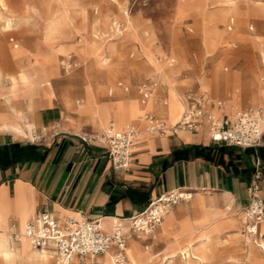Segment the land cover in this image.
<instances>
[{"label": "crops", "instance_id": "obj_1", "mask_svg": "<svg viewBox=\"0 0 264 264\" xmlns=\"http://www.w3.org/2000/svg\"><path fill=\"white\" fill-rule=\"evenodd\" d=\"M38 2L40 0H35L34 4L27 5V8L32 10ZM37 7L39 11L32 10L31 14L43 18L44 8ZM234 24V18L229 17L226 30L231 32ZM248 30L252 31L253 26L250 25ZM9 42L13 43V49L9 52L10 58L20 59L28 56L29 49H33L32 56L39 62H46L47 58L53 55V46L44 41L43 37L23 47L15 44L13 38H10ZM170 45V52L176 53L173 42ZM253 45L259 51L262 50L260 53L264 65V41H253ZM247 49L245 46L244 50ZM110 51L111 47L106 45L102 55L89 53L82 58L74 52L71 54L81 62L87 59L102 62L113 55L109 54ZM69 55L64 57L70 58ZM60 56L63 55L55 53L57 62ZM115 64L119 70L116 78L131 83L137 84L144 73L136 77L131 76L133 72L128 69L137 63ZM146 70L148 71V67ZM251 71L254 70L245 65L242 71L233 76L232 88L235 89L237 100L238 88L242 89L244 85L242 77L249 76ZM79 73H84V69ZM177 73L174 75V84L164 79L161 81L156 75L160 85L167 89L170 102L168 106L163 104L164 107L155 103L151 105V109L149 102L146 105L141 103L137 90V94L131 92L122 81L116 84L122 93L118 99L98 102L97 92L103 84L111 82L113 78L111 81L98 80V86L93 81L94 100L98 106L97 116L89 112H79L77 108H73L71 102L70 108H67L59 91L57 92L61 105H55L57 95L53 98L44 92H33L24 84L19 74L17 77L11 75L8 85L0 84V220L7 229L12 224L21 228L22 217L26 218V223L37 211H45L58 219L73 216L98 221L101 226L104 221L102 228L110 232L113 223L118 220L128 228L129 218L143 212L160 196L184 192L191 195L190 200L179 202L154 231L155 235L145 236L144 239L138 236L130 240L127 246L134 240V251L138 250L145 258L149 252L154 253L153 259L169 250L172 254L165 257V261L174 254H179L181 263L183 255L187 256V264L189 260L197 261L193 256L195 255L209 260L208 264H215L219 241L228 245L226 254L241 260L243 264L264 261V254L257 248L249 247L242 253L239 232L243 236L245 234L236 214L237 210L247 204V186L256 160L261 163L264 173V135L263 144L257 149H242L213 143L206 135L200 133L151 136L142 132L136 141L131 168L126 172H115L111 168L104 148L86 146L79 139V132L91 133L103 128L100 115H111L108 123L113 124L116 103L123 105L124 117L137 119L147 110L166 124H174L185 107V103L178 99V92L183 90V82L177 78ZM95 74L96 71H91L90 77L94 78ZM80 92L84 99V90ZM112 94V91L108 92L109 97H112ZM160 95L162 93L158 92V96ZM29 96L32 99L30 110L26 102ZM262 96L254 92L245 104L262 105ZM174 99H177L182 108L181 112L173 104ZM255 107L264 106L247 108ZM214 111L220 114L216 109ZM18 112L20 116L17 115ZM66 115L72 122L63 121ZM83 120L91 124L85 125ZM137 120L122 126L137 125ZM27 122L32 125L31 133L27 129ZM17 126L24 134L14 129ZM52 130L55 132L51 138L42 142L46 140V131ZM31 145L37 147V153L27 148ZM261 196L264 199V186ZM245 243L247 244L246 240ZM11 246L17 250L19 241L12 242ZM179 247L184 248L178 251ZM44 250L51 252L52 258L45 263L36 260V264H48L51 259L54 261L53 248ZM105 256L106 254L98 257L99 264H102L101 260ZM173 261L178 263L177 259Z\"/></svg>", "mask_w": 264, "mask_h": 264}, {"label": "rangeland", "instance_id": "obj_2", "mask_svg": "<svg viewBox=\"0 0 264 264\" xmlns=\"http://www.w3.org/2000/svg\"><path fill=\"white\" fill-rule=\"evenodd\" d=\"M34 1L4 0L0 2V84L2 85H8L9 77L11 75L17 77L18 74L20 77L21 75L29 77L30 81L47 82L50 80L55 89L52 97L57 95L55 105H61L58 97L60 93L67 108H70L71 102L73 108H77L79 112H89L97 116L98 106L96 114L84 110L89 105L85 89L88 86L93 89V81L98 86V80L111 81L113 78L111 82L103 84L101 90L97 92V101L103 102L118 99L122 95L116 87L119 81L126 84L131 92L134 91L137 94L138 86L152 73L158 75L161 81L164 79L169 83H175L174 75L179 68L177 78L183 82V90L178 92V99L183 104L186 93L192 90L202 95L203 98L216 102H228L233 99L239 105L237 110L250 106H264V81H262L264 65L260 53L262 50L259 51L253 45V41H264V0H40L35 7H32V10L38 12L37 6L43 7V18L32 15V10L27 8V5L34 4ZM4 5L9 11L3 10ZM229 17H233L235 22L231 32L225 28ZM6 19H11L8 27L5 23ZM117 24H124L125 27L120 36L110 30ZM250 25L253 26L252 31L248 30ZM41 37L53 46V55L47 58L46 62H39L36 57L32 56L33 49H29L28 56L20 59L9 57V52L13 49V43L9 42L10 38H13L14 43L19 47H23ZM171 42H173V49L176 53L170 52ZM106 45L111 47L109 54L113 55L102 62H95L94 59L81 62L71 54L74 52L82 58L89 53L102 55L105 53ZM245 46L247 50H244ZM55 53L63 55L58 58V62L54 58ZM157 54H162V56ZM68 55L70 59L64 57ZM156 55L163 65L154 64ZM168 57L175 59L173 67L166 65L165 59ZM116 62L131 65L137 63L128 70L133 72L132 77L144 72L139 82L135 84L122 78H116L119 74ZM245 65L254 71H251L249 76L242 77L244 85L242 89L238 88L237 100L234 94L235 89L232 88L233 76L236 72L242 71ZM83 69L84 73H79ZM94 70L97 74L92 78L90 72L93 73ZM248 78L250 81L247 82ZM22 81L24 82L23 79ZM58 81L61 83L59 84ZM24 84L33 90L28 83L24 82ZM48 88L49 86L46 85L40 89V92L45 93ZM81 90H84V99ZM109 91L113 92L112 97H109ZM158 92L162 95L158 96ZM254 92L263 95L262 105L245 104ZM163 101H166V106H168L170 97L167 89L158 82L149 100L150 109L155 103L163 106ZM26 102L27 107L32 106L30 96ZM115 108L116 117L112 122L114 125L121 127L123 124L138 119L130 116L124 117L125 110L121 103H116ZM110 117L111 115L108 114L106 117L100 115V124L103 128L95 132L105 130L110 124L108 123ZM63 121L72 122V119L66 115ZM83 121L85 125L91 124L86 120ZM54 132L53 130L46 131V140L42 142H47ZM67 132L72 131L67 130ZM85 133L88 132H79L81 135ZM24 221L25 218L22 217L21 228ZM1 229L8 236L7 227L3 225ZM137 235L140 239H144L145 236L149 237L144 234ZM246 238V235L243 236L239 232L242 253L250 247V244L245 243ZM135 244L133 240L127 246L125 264H132L127 249L133 248ZM225 244L217 242L218 257L215 258V264H243L241 260L226 254L225 249L228 245ZM183 248L179 247L178 251ZM142 250L144 251L143 248ZM171 254L168 250L152 259L154 253L149 252L147 258L143 255L136 257V264H168L169 260L165 261L164 258ZM178 255L169 264H182ZM105 257L101 260L102 264L104 261L112 264L110 258L107 255ZM197 257L203 261L189 260V264H208L209 260L201 256ZM175 259L178 263L173 261ZM4 263L5 261L0 258V264ZM10 263L25 264L20 257ZM52 263L51 259L48 264ZM255 264H264V261L260 260Z\"/></svg>", "mask_w": 264, "mask_h": 264}, {"label": "built area", "instance_id": "obj_3", "mask_svg": "<svg viewBox=\"0 0 264 264\" xmlns=\"http://www.w3.org/2000/svg\"><path fill=\"white\" fill-rule=\"evenodd\" d=\"M116 29L115 26L110 28L112 32ZM157 85L156 75H149L138 86L137 92L143 105L152 98ZM163 104L166 105V101ZM215 109L220 112L219 115L215 114ZM137 121V125L121 127L110 124L101 132L85 133L79 139L86 146L104 148L115 172H126L131 168L136 141L142 132L151 136L200 133L213 143L242 149H257L263 144L264 107L240 109L230 116L225 112V102L207 100L192 90L186 93L184 110L174 124H166L147 110ZM263 186L264 173L261 163L256 160L247 186V204L236 211L244 234L253 242L264 240V231L261 230L264 224ZM190 198L191 195L184 192L160 196L143 212L129 218L128 228L118 220L113 223L110 232H106L98 221L73 216L58 219L48 212L37 211L25 224L23 232L12 224L7 233L14 242L24 235L37 250L53 248L52 264H99L98 257L106 252L112 253L114 264H125L128 242L137 238V234L152 236L174 206ZM186 260L187 256L183 255L182 264H187Z\"/></svg>", "mask_w": 264, "mask_h": 264}, {"label": "bare ground", "instance_id": "obj_4", "mask_svg": "<svg viewBox=\"0 0 264 264\" xmlns=\"http://www.w3.org/2000/svg\"><path fill=\"white\" fill-rule=\"evenodd\" d=\"M5 10H8L7 7H5ZM9 11V10H8ZM73 12V11H72ZM77 13V12H76ZM58 14V13H57ZM62 14V13H61ZM65 14V13H64ZM121 14V13H120ZM72 15V14H71ZM66 16V14H65ZM108 17V16H107ZM65 18V17H64ZM104 18V17H103ZM101 20V19H100ZM129 20V19H128ZM127 21V20H126ZM6 26H10L11 24V19H6ZM101 23V22H100ZM126 23V22H125ZM48 24V23H47ZM53 24V23H52ZM54 25V24H53ZM103 25H105L103 23ZM128 25V24H127ZM137 25V24H136ZM107 26V25H106ZM121 26L123 29H121ZM47 27V26H46ZM54 27V26H53ZM115 27H117V29L115 30L116 34L117 35H122V32L125 30V27H124V24H117L115 25ZM128 27V26H127ZM134 27V26H133ZM138 27V26H137ZM57 28V27H56ZM76 30V29H75ZM50 34V33H49ZM116 52V50L114 51ZM158 56H162V54H157ZM157 55H156V59L154 61V64L155 65H163L162 62H160L158 59H157ZM165 57V55H163ZM167 65L169 67L173 66L174 65V62L175 60L173 58H167L165 59ZM150 75H156L155 73H152ZM22 79L24 80L25 83H28V85L30 87L33 88L34 92L36 93H39L40 92V89H42L44 86L48 85L49 88L45 91V93H48L49 96L52 97V94H53V91L55 90L54 89V86L52 85V83L49 81L47 82H39L37 80L35 81H30L28 78L29 77H26L25 75H21ZM172 79V78H171ZM170 80V79H169ZM58 83L60 84L61 81H58ZM174 84V82L172 83ZM39 89V91H38ZM86 95L88 97V100H89V105L87 107H85L84 110H88V111H91L92 113L96 114V110H97V105H94L96 104L95 103V100H94V94H93V89L91 86H88L86 89ZM94 103V104H93ZM172 104V102H171ZM173 104L176 106V108H178L180 111H181V107L180 105L178 104V101L177 99H174L173 100ZM31 106V105H30ZM28 110H30L31 107H27ZM239 108V105L237 103L234 102L233 99H231V101H228V102H225V112L227 114H229L230 116H233L235 111H237V109ZM215 114H217L216 111H214ZM18 116H20V113L18 112L17 113ZM218 115V114H217ZM14 128V127H13ZM20 128V127H19ZM18 128H14L16 129V131L18 133H21V134H24L20 129ZM2 129V128H1ZM27 129L29 130V132L31 133V129H32V125L31 123L27 122ZM33 131V130H32ZM170 214V213H169ZM168 214V215H169ZM167 215V216H168ZM166 216V217H167ZM26 219V218H25ZM104 222V221H103ZM102 222V226H104L105 223ZM27 223V222H26ZM25 223V224H26ZM25 224H22V228H19L21 232H23L24 230V227H25ZM5 225L1 220H0V258H2L6 264H9L10 262H15V260L20 257V259L23 261V263L25 264H36V260H38L40 263H45L47 260H49L50 258H52V254L51 252H49L48 250H36L34 249L30 242L28 241L29 239L27 237H25L24 235H21L19 237V240L20 241V244H19V247L17 250H15L11 244L12 242L14 241H11L9 236H6L4 233L5 231L1 229V227ZM262 227V230L264 231V224L261 225ZM18 240V241H19ZM17 241V242H18ZM246 242L247 244H250V247L251 248H257L260 252H262L264 254V240H261V242H258V241H254L251 240L250 238H246ZM252 244H254L253 246H251ZM128 251V256L131 260V263L132 264H136V257H140L141 254L138 250L134 251V249L131 247L129 249H127ZM111 260L112 264H114L113 262V256H112V253L111 252H106L105 253ZM195 259H198L200 260L201 262L203 261V259L193 255ZM106 258V257H105ZM176 258V255H173L171 256V258L169 259L168 261V264L172 262V259ZM249 260V259H248ZM208 262V261H207ZM251 262H253V259L251 260ZM4 263V264H5ZM11 264V263H10ZM104 264H109L107 261H104Z\"/></svg>", "mask_w": 264, "mask_h": 264}, {"label": "trees", "instance_id": "obj_5", "mask_svg": "<svg viewBox=\"0 0 264 264\" xmlns=\"http://www.w3.org/2000/svg\"><path fill=\"white\" fill-rule=\"evenodd\" d=\"M27 148H28V149H33V150L35 151L37 147L34 146V145H31V146H27ZM35 152H36V151H35ZM36 153H37V152H36Z\"/></svg>", "mask_w": 264, "mask_h": 264}]
</instances>
